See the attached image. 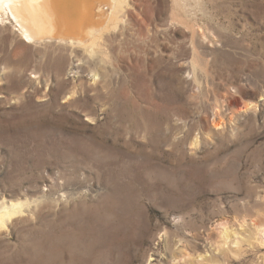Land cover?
I'll use <instances>...</instances> for the list:
<instances>
[{
    "label": "rangeland",
    "instance_id": "obj_1",
    "mask_svg": "<svg viewBox=\"0 0 264 264\" xmlns=\"http://www.w3.org/2000/svg\"><path fill=\"white\" fill-rule=\"evenodd\" d=\"M126 9L60 65L0 25V264H264V0Z\"/></svg>",
    "mask_w": 264,
    "mask_h": 264
},
{
    "label": "bare ground",
    "instance_id": "obj_2",
    "mask_svg": "<svg viewBox=\"0 0 264 264\" xmlns=\"http://www.w3.org/2000/svg\"><path fill=\"white\" fill-rule=\"evenodd\" d=\"M128 3L129 0H0V25L10 21L15 29L12 33L17 32L27 44L51 51L60 65L64 55L78 58L81 50L94 58L99 52L106 53L108 34L115 41L118 39L123 14L129 11ZM74 62L70 65L72 69L78 67ZM20 209L16 205L8 207L3 198L0 235L9 233L14 217L23 214ZM255 227L256 235L264 239V223L259 222ZM225 235L229 237L228 232Z\"/></svg>",
    "mask_w": 264,
    "mask_h": 264
}]
</instances>
